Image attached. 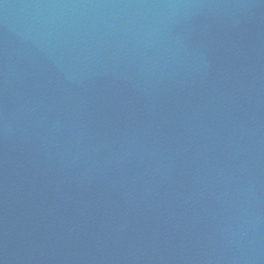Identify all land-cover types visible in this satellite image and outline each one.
<instances>
[{"label":"water","instance_id":"1","mask_svg":"<svg viewBox=\"0 0 264 264\" xmlns=\"http://www.w3.org/2000/svg\"><path fill=\"white\" fill-rule=\"evenodd\" d=\"M0 264H264V0H0Z\"/></svg>","mask_w":264,"mask_h":264}]
</instances>
